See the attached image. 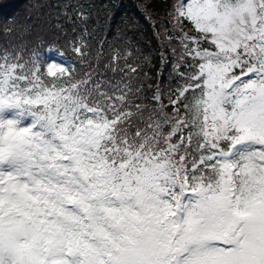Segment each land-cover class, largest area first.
<instances>
[{
	"label": "snow or ice",
	"instance_id": "6c2138e0",
	"mask_svg": "<svg viewBox=\"0 0 264 264\" xmlns=\"http://www.w3.org/2000/svg\"><path fill=\"white\" fill-rule=\"evenodd\" d=\"M174 12L170 117L0 50V264H264V0Z\"/></svg>",
	"mask_w": 264,
	"mask_h": 264
},
{
	"label": "trees",
	"instance_id": "16d2710c",
	"mask_svg": "<svg viewBox=\"0 0 264 264\" xmlns=\"http://www.w3.org/2000/svg\"><path fill=\"white\" fill-rule=\"evenodd\" d=\"M179 1L0 0V50L19 53L21 63L32 51L43 58L49 49L58 50L74 79L90 78L87 88L100 84L109 96L126 93L129 107L170 117V100L187 83L179 73L187 75L191 63L180 61L179 38L190 28L188 21L178 25L172 19ZM77 44L84 55L73 51Z\"/></svg>",
	"mask_w": 264,
	"mask_h": 264
},
{
	"label": "rangeland",
	"instance_id": "374dc122",
	"mask_svg": "<svg viewBox=\"0 0 264 264\" xmlns=\"http://www.w3.org/2000/svg\"><path fill=\"white\" fill-rule=\"evenodd\" d=\"M179 3H180V1H179ZM186 24L189 26L190 29L184 30L183 32L189 33L191 31V32H193V34H190V35H195L196 33H195L194 29L192 28V25L189 22H187ZM204 46H207V45H204ZM155 95H157V94H155Z\"/></svg>",
	"mask_w": 264,
	"mask_h": 264
}]
</instances>
